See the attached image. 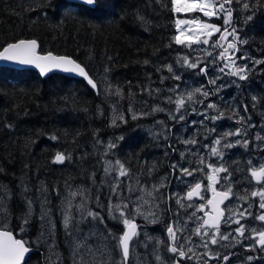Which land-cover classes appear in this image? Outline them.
<instances>
[{
  "label": "trees",
  "instance_id": "1",
  "mask_svg": "<svg viewBox=\"0 0 264 264\" xmlns=\"http://www.w3.org/2000/svg\"><path fill=\"white\" fill-rule=\"evenodd\" d=\"M244 4L250 7L245 9ZM237 7L244 9L246 18L253 17L246 20L245 25L240 18L237 24L248 38L249 49L256 51L264 61V0H245ZM89 8L67 0H0V51L20 40H35L40 45V53L68 57L80 64L99 88L95 92L83 80L57 74L42 78L31 70L0 68V204L5 207L0 230L10 231L34 250L25 264H58L49 259L45 241L38 234V220L32 221L29 215L31 206L26 197L37 204L35 197L43 194L44 202L59 223L61 195L68 185L79 187L92 197L97 195L101 203L98 211L108 233L111 230L118 237L125 231L121 223L113 222L108 214L105 167L110 141L122 150L120 163L134 171L145 172L147 177L142 175L148 180H159L162 175L178 171L170 169L171 160L155 158L157 148L147 130L152 126L151 118L128 117L125 125L120 120L114 125L102 94L103 85L110 83L123 93L124 100L130 96L129 100L143 106L140 99L153 100V90L168 75L167 69L176 56L189 54L186 46H179L174 40L176 14L172 0H98L96 11ZM241 85L242 91H250L257 100L252 109L242 105L246 109L244 118H256L258 123L264 124V117L259 114L264 111V63L259 70L256 68L252 79ZM233 112L239 119L237 112ZM153 117L169 124L165 115ZM253 131H257L256 128ZM53 136L57 138L51 139ZM236 145L239 149L227 150L218 162L220 166L218 163L214 166L227 169V172L216 173L221 183L214 184V189L225 192L227 186L240 187L241 192L248 194L254 191V178L246 163H257L264 156V145L255 144L251 139L247 147ZM116 147L110 150L115 153ZM175 147L169 152L175 154ZM57 153L65 155L62 163L55 162ZM176 163L173 161L174 165ZM178 163L184 166L186 159H179ZM163 179L166 180V176L160 184ZM248 217L249 220L242 219L241 224L264 226V222L255 218V213ZM234 218L239 219L237 214ZM70 234L72 228L67 232L58 228L56 241L62 253V264L74 261L66 243ZM115 241L111 240L112 244L115 245ZM248 242L250 238L245 236L239 245L229 244L218 254L229 255L227 264H241L245 259V264H264L261 250L241 251L240 247L253 245ZM113 252L114 263L121 264L122 254L116 246ZM222 258L209 262L222 263ZM132 263L130 257L129 264Z\"/></svg>",
  "mask_w": 264,
  "mask_h": 264
},
{
  "label": "rangeland",
  "instance_id": "2",
  "mask_svg": "<svg viewBox=\"0 0 264 264\" xmlns=\"http://www.w3.org/2000/svg\"><path fill=\"white\" fill-rule=\"evenodd\" d=\"M244 2L245 0H233L230 6L232 9L230 26L224 24L223 14H220V18L215 16L208 18L203 17L199 12L175 13L176 20L200 18L204 22L216 24L221 28V31H223L225 27H227L229 31L235 27L238 30L240 40L246 41V43H239V41L233 40L231 36L221 41L219 40L220 33H215L210 38L201 37V41L205 38L209 39L208 44H203L201 42L189 45L186 42L183 45H179L186 46L189 49V54L176 56L175 61L171 62L169 65L172 71L167 69L169 72L168 75L160 80L157 88L153 90L155 91V93L151 95L153 100H148L146 97L145 101L144 99H140L143 106L129 100L130 96H126V100H124V95L121 92L120 95L115 94L117 90L116 86L110 83L103 85L102 94L108 103L109 118L113 121L118 115H123L124 119H126L127 115H129L130 118H132L133 115L136 117L140 116L141 118L149 116L153 123L151 124L152 126H148L147 130L150 132L152 144L157 148L155 158H157V161H159V156L161 157V161L163 160L162 157H165L168 162L171 160L169 163L170 169L178 170L177 173L172 172V174L160 176L159 180H148L146 179L147 176L145 172L138 171V173L124 166L127 170V175L120 176L119 165L116 164V161L119 160L121 162L120 152H122V150L117 147L114 157H112L113 162H109L105 167L108 177L106 201L109 204L107 208L111 219L113 222H120L122 230H125V226L120 219L112 218L113 216L119 217V211L112 210L110 212V210L113 209L115 205L122 206L123 204H127L128 208L123 209L126 216L127 212H130L131 215L135 217V222L142 225V228L138 230V235L130 247L132 264H165L164 258L169 254H173L169 251L172 241L167 233V227L170 225L176 230L177 246H182L184 250H192L194 247L208 242L213 236L217 239L218 243L212 244V246L217 247L220 245L218 236L231 233L232 238L234 234H237L234 231L237 228V224L232 222L235 221L234 215H238L240 223L242 219L249 220L248 216L246 218H241L239 215V212L243 211L244 208H249V205H251L249 208L251 213H255L257 216L262 213V209L259 208L260 197L251 196L253 191L250 190L251 193L245 194L240 191V187L237 189H232L230 187L231 193L229 195L232 199L226 209L228 217L227 220H225V227L219 231V234L216 232H207L205 230V225L201 227V225H203L202 212H205V206L208 204L210 197L214 194L212 190L214 184L218 186L219 183H221L220 177L216 174L215 181H210L208 177L213 175V167L217 166V163L222 159V155L225 152L227 153L229 149L238 148L236 144L243 145V141H248V139H251L255 144L262 143V145H264V124H258L255 119L252 118H244L243 113L245 110L244 106L247 109H252L257 100H253V97H256L255 94L250 91H242L243 87L241 82L252 79L256 68L259 70L260 64H263L256 63L258 60L261 61L258 57V53L249 49L248 38L242 32V28L237 24L240 18L242 22H244L243 25L246 24V12L242 7H237ZM176 20L174 37L179 34L176 27ZM187 27L189 26L182 25L181 29ZM217 41H219L222 47L213 46ZM229 42L236 43L238 48V51L230 49L228 52V56L235 61L234 65L229 59L220 56V53L223 52ZM209 53H211V55H209ZM184 57H187L189 63H197L198 67H188L187 64L184 63ZM245 65H247V70L240 74L246 75L247 79L240 80L239 75L231 74L237 68H242ZM205 66L207 67V75L200 71V68ZM221 68L224 69L223 72L220 71ZM177 76L179 79L175 78ZM211 80H215V83H210ZM246 87L252 88V86L249 85ZM196 88H201L202 91L208 92V97L205 98L200 93H194ZM254 89H257V87H254ZM189 93H194L191 100L188 99ZM127 95L131 94L127 93ZM262 96H264V93H262ZM169 98H171V100ZM209 98L213 99L208 101ZM179 100H183L184 104L183 107H180L178 110L176 102ZM209 103H214L216 108H207ZM242 105L244 106L242 107ZM234 110L239 115V119L233 114ZM221 112L223 116L220 119H211V117L218 116ZM259 114L264 117V111L262 113L260 111ZM161 115L166 116L169 124L161 123L153 117L163 118L164 116L161 117ZM181 115H183L182 120L179 119ZM173 116H175L176 119H173ZM205 116L208 118L206 119ZM117 121H119V119H117L116 122ZM258 125L261 126L260 130L251 131L257 128ZM237 130H239L240 135L222 138L225 133H234ZM257 136L262 139H257ZM217 139L221 140L219 145L215 144ZM174 140H176L177 144L174 143ZM185 141H195V143H186ZM237 141H240V143H236ZM109 143H112V141ZM228 143L233 144V147H224V145ZM179 145L182 147L179 148ZM174 147L176 149V151H173L175 154L169 152L173 150ZM214 147L219 150V155H214L212 153L211 149ZM108 149L110 148L108 147ZM163 153H166L165 156H163ZM234 156H236V154H234ZM179 159H186V164L182 166L178 163ZM175 160L177 161L176 165L173 164ZM246 165L249 171L253 168L259 169L260 166L264 165V156L257 163L247 161ZM193 166L196 167L193 168ZM218 166H220V163H218ZM182 169H187L191 175L185 174ZM142 174L146 177L144 178ZM164 176H166L167 182L164 184L165 179H163L162 184H160V180ZM203 180L206 182V186L204 183H199L203 185L201 200H189L188 193L192 191L197 181L202 182ZM252 186L254 187V191L261 190V188L264 187V177H262L260 181L254 178ZM225 188L228 189L229 186ZM222 192L224 191H220V193ZM241 197H245V199H241ZM26 198L31 206L29 215L32 221L34 218L38 220V234L45 241L44 248H46V251L49 253V259H52V263L53 260H56L58 264H62V253L57 248L56 241L58 228L61 227L64 232H67L66 229L72 226L74 236L70 234L67 237L66 243L74 257V264H115L113 246L117 247V241L114 242L115 245L112 244L111 240L113 241V238L106 231V224L101 222L99 218L94 219L88 214L89 212H94L98 213L100 216L98 210L101 207V203L98 202L97 195L92 197L78 187L73 188L71 185L67 186L66 190L61 195L62 206L59 210V223L64 225L65 219L68 220L66 229L56 222L53 210L49 208L47 202H44L43 194L35 197V199H37V204L36 201L31 202V199L28 197ZM175 202H178V209H176ZM197 202L201 203L200 207L197 205ZM137 206L140 207L144 215H137L135 213V208ZM201 207L203 211L198 210ZM169 209H171L172 212ZM4 210L5 207L3 204H0V217L5 214ZM149 213L154 215H149ZM193 213H195V215H193ZM174 214L177 215L176 218L173 217ZM145 216H147V219H145ZM153 219H155V223L152 222ZM164 222L165 225L161 226ZM198 227H200V235H197L195 232V229ZM233 227L235 228L233 229ZM245 228L244 235L254 236V241L250 240L248 243H252V248L259 250V252L260 250L264 252V249L258 244L259 236L251 231L253 228L257 229V231H264V226L250 228L245 225ZM238 237L242 236L237 234L236 239ZM158 241H163V243H158ZM117 249L121 253V249L119 247H117ZM208 249L210 251L213 250L209 247ZM209 257L212 256H208V258ZM223 261L225 260L223 259ZM209 264L222 263L211 262Z\"/></svg>",
  "mask_w": 264,
  "mask_h": 264
},
{
  "label": "snow or ice",
  "instance_id": "3",
  "mask_svg": "<svg viewBox=\"0 0 264 264\" xmlns=\"http://www.w3.org/2000/svg\"><path fill=\"white\" fill-rule=\"evenodd\" d=\"M83 4L91 6L88 10L89 11H96L98 0H82ZM233 3V0H172V5L174 8L175 13H194L199 12L202 14L203 17H217L220 18V14H223L224 17V24L225 25H231V18H232V9L231 4ZM104 7H107L106 5ZM243 7L245 9H248L250 6L249 4H244ZM252 16L249 15L246 20L250 21L252 20ZM182 25H187L189 27L181 29ZM176 27L178 30V35L174 37L175 43L178 45H183L186 42L190 45L192 43H203L208 44L209 39L205 38L201 41V37H212L215 33H220L219 40H226L228 36H231L233 40L239 41V43H246V41L240 40L238 30L233 27L231 31L228 30L227 27L221 31V28L217 26L216 24L204 22L200 18H193V19H177L176 20ZM213 46H221L219 44V41L216 42ZM37 48V42L35 40H20L17 43H11L8 44L6 47L3 48V51H0V60L5 61H16L20 64H28V65H35L36 68L40 70L41 75L47 73L52 68H62L64 71H75L78 72L79 75L85 77L88 79V83L93 87L97 88V84L93 82L91 78L88 77V73L85 71L83 67H81L79 64H77L75 61L69 59L68 57H57L53 56L51 53L45 56L37 55L36 52ZM237 50V44L234 42H229L227 44V47L224 48L223 52L220 53V56L222 58H227L231 61V63L234 65L235 61L232 60L230 56H228L229 50ZM211 55V53H209ZM184 63L187 64L190 68H197V63H189L187 57L183 58ZM257 64L264 63V61H256ZM169 71H172L171 66L168 68ZM223 68L220 69L221 72H223ZM247 70V65H245L242 68H237L234 72H232V75H239L240 80L247 79L246 75H241L240 73H243ZM200 71L207 75V67L200 68ZM176 79H179V77H175ZM210 83H215V80H211ZM194 93H200L205 98L208 97L209 93L202 91L201 88H196L194 90ZM194 93L188 94V99L191 100ZM117 95H120V90L117 89L116 93ZM171 100V98H169ZM255 99V97H253ZM178 105V110L180 107H183L184 101L179 100L176 102ZM207 108L215 109L216 105L214 103H209L207 105ZM246 110V109H245ZM223 116V113H219L218 116L211 117L212 120L220 119ZM133 119H136L137 117L133 115ZM173 119H176L175 116L172 117ZM207 119L208 117L205 116ZM119 119L120 121L127 123V121L124 119L123 115H118L115 117L112 121V123L115 125L116 120ZM179 119H183V115L179 117ZM243 119V118H241ZM214 131V129H213ZM232 135H240L239 130L236 132H229L225 133L224 137L226 138L228 136ZM57 137L53 136L51 139H56ZM122 140L123 137H120ZM257 139H262L261 137L257 136ZM186 143H195V141H185ZM221 143L220 139H217L215 141V144L219 145ZM236 143H240V141H237ZM248 141H243V146L247 147ZM109 148H114L116 145L114 143H109ZM224 147H233V144L228 143L225 144ZM212 153L214 155H219L220 152L217 148L211 149ZM70 158V157H68ZM66 159L65 155L63 153H57L55 157V162H63ZM251 163V162H250ZM116 164L119 165V175L125 176L127 175V170L125 169L124 165L120 163L119 160L116 161ZM211 166V165H210ZM107 171V169L105 170ZM182 171L187 174L191 175V173L187 169H182ZM251 176L255 178L257 181H260L262 177H264V165L260 166L259 169L253 168L250 170ZM219 172H227V169L224 167H213V175H210L208 179L210 181L216 180V173ZM211 187V185H210ZM201 188V184L197 183L195 187L188 193V198L190 199L194 193H198L199 189ZM214 198L211 200H208V204L212 206V212L215 213L207 214L209 215V219H206L203 221V227L204 225H207L209 227L215 228L216 233L219 234V222L220 218L223 216V211L220 209L219 205L223 202L224 199H227L229 194L231 193V188L229 187L227 191L222 193H217L216 190L213 188ZM251 196H259L260 197V203L259 208L264 210V187L261 188L259 191H253L251 193ZM215 197H219V199H216ZM139 199V198H138ZM241 199H245V197H241ZM251 205H249V208ZM128 205L123 204L121 205H115L113 209L110 210H116L119 211V217L113 216V219H120V221L125 226V231L120 236H115L111 233V230H109V235L117 240V247L121 249L122 254V262L121 264H127L128 257H129V248H130V241L133 239V237L138 235V225L135 223V217L131 214H128L126 216V213L123 209H127ZM249 208H245L243 211L239 212V215L241 218H246L247 216H252L251 211H249ZM199 211H203V208L201 207L198 209ZM232 211V210H230ZM135 213L137 215H144L143 212H141L140 207L137 206L135 208ZM90 216H92L94 219L99 218L101 222H103V217H100L98 213L89 212ZM149 215H154L152 213H149ZM195 215V213H193ZM259 221L264 222V212H262L259 216L255 217ZM145 219H147V216H145ZM230 219V218H229ZM155 223V219L152 221ZM233 223H236L238 227L234 230L239 236H244L245 233V225L240 223V220L237 219L235 221H232ZM24 223H27V220L24 221ZM64 226L67 228L68 226V220L65 219ZM23 231V229H21ZM253 233L259 236L258 244L261 246L262 249H264V231H257V229L253 228L251 229ZM195 232L197 235H200V227L195 229ZM167 233L172 241V244L169 247V251L172 252L174 255H178L180 258H188L191 259V257H188L187 253L183 250L182 246H177V236H176V230L173 226L167 227ZM231 236V233L228 235H221L220 239L222 240H228ZM216 244L218 243L217 239L213 236L210 238L208 242H205L203 244V247L207 248L208 243ZM158 243H163V241H158ZM250 250H255V248H251ZM29 252V248L25 246V242L20 239H15L10 231H0V264H23L25 259V254ZM159 258V257H158ZM223 259L227 261L229 259L228 256H224ZM249 260L252 259L251 256L248 257ZM176 264H180V261L177 260Z\"/></svg>",
  "mask_w": 264,
  "mask_h": 264
},
{
  "label": "clouds",
  "instance_id": "4",
  "mask_svg": "<svg viewBox=\"0 0 264 264\" xmlns=\"http://www.w3.org/2000/svg\"><path fill=\"white\" fill-rule=\"evenodd\" d=\"M244 52V51H243ZM244 82H246V81H242L241 83H244ZM128 117H130L129 115H127L126 116V118H128ZM260 124V123H259ZM258 127H260L261 128V126H259L258 125ZM257 131L258 130H260V129H256ZM112 143H114L115 144V142L114 141H112ZM117 143H119V140H118V142ZM174 143H176V140H174ZM177 144V143H176ZM111 149V148H110ZM108 150V152H107V154H106V157H108V159H107V161H108V163L109 162H113V160H112V157H113V153L114 152H112L111 150ZM264 149V148H263ZM107 173V172H106ZM167 181L165 180L164 181V184L166 183ZM197 183H201V182H199V181H197L196 182V184ZM195 186V185H194ZM193 186V187H194ZM192 188V187H191ZM201 190H202V188H201ZM217 193H220V191H216ZM213 196H214V194L210 197V200L213 198ZM196 199V198H195ZM231 196L229 195L228 196V201H227V203H226V205L223 207V210H224V214H225V219H224V221H223V224L222 225H224V223H225V220L227 219V217H228V213H227V207H228V205H229V203L231 202ZM190 200V199H189ZM200 200V199H199ZM198 200V201H199ZM176 201V200H175ZM192 201V200H191ZM191 203H196V202H191ZM175 206H176V209H178V202H175ZM208 208H209V213L208 214H210L211 213V207L209 206V204H208ZM109 216H110V214H109ZM207 217L209 216V215H206ZM173 217L174 218H176L177 217V215L176 214H174L173 215ZM207 217L205 218V217H203V219H207ZM110 218H111V216H110ZM138 223V222H137ZM139 225V224H138ZM222 225H220V226H222ZM62 226L64 227V229H66L65 228V226L62 224ZM219 226V227H220ZM72 228V235L74 236V232H73V227L71 226V227H68L66 230L68 231V230H70ZM205 230L207 231V232H209V233H213V232H216V229H210V228H208L207 227V225H205ZM236 236H237V234H234L233 236H232V238H231V236L229 237V239L228 240H223V241H220V245H218L217 247H213L212 246V244L211 243H208V247L209 248H211V249H213L212 251H210L209 249H208V247L207 248H205V247H203V244H201V245H198V246H196V247H194L192 250H188V249H183L186 253H187V255L189 256L190 254H192V257H191V262L193 263V264H209V263H211V262H209V261H214L215 259H218L219 257H224V256H228L227 254H225L224 256H222L221 254H218V252L220 251V249L221 248H227L228 246H229V244H232V245H235V244H240L241 242H243L244 241V237L246 236H242V237H238L237 239H236ZM232 239V240H231ZM186 243V242H185ZM250 244H252V243H250ZM252 246L253 245H251L250 247H240V249H241V251H251V252H258V250L257 249H255L254 251L253 250H250L251 248H252ZM206 252V255L205 256H203V254ZM208 256H212V257H209L208 258ZM165 264H176V261L177 260H179L180 261V264H190L189 262L190 261H188L187 260V258H180L178 255H174V254H172V255H167L165 258ZM221 261H222V264H227L226 262L227 261H223V258L221 259ZM203 262H206V263H203ZM214 263V262H213ZM72 264H74V262L72 263Z\"/></svg>",
  "mask_w": 264,
  "mask_h": 264
},
{
  "label": "water",
  "instance_id": "5",
  "mask_svg": "<svg viewBox=\"0 0 264 264\" xmlns=\"http://www.w3.org/2000/svg\"><path fill=\"white\" fill-rule=\"evenodd\" d=\"M69 3H72V4H79V5H84V6H86V7H91V6H88V5H85V4H83V2H82V0H67ZM27 41V40H26ZM37 42V41H36ZM1 51H3V50H1ZM36 52H37V55H40V56H45V55H48V54H42V53H40V45H39V43L37 42V48H36ZM52 54V53H51ZM53 56H57V55H55V54H52ZM57 57H60V56H57ZM69 59H71V58H69ZM71 60H73V59H71ZM74 61V60H73ZM77 63V62H76ZM78 64V63H77ZM80 65V64H79ZM81 66V65H80ZM82 67V66H81ZM0 68H8V69H13V70H18V71H27V70H31V71H33V72H36L39 76H41L42 78H47V77H49V76H52V75H61V76H65V77H67V78H71V79H78V80H83L85 83H87V85L93 90V91H95V92H98V90H99V88H98V83L90 76V74L86 71V69H85V71L88 73V77L89 78H91L92 80H93V82L94 83H96L97 84V88H93L89 83H88V79H86L85 77H83V76H81V75H79V73L78 72H75V71H64L62 68H52L50 71H48L47 73H45V74H43V75H41V73H40V70L38 69V68H36L35 67V65H28V64H20V63H18V62H16V61H5V60H0ZM57 163H61V162H57ZM197 199V200H199V199H201V188L199 189V191H198V193H194L193 195H192V197L190 198V200H193V199ZM213 198H214V196H213ZM212 198V199H213ZM216 199H219V197H215ZM227 201H228V198L227 199H224L223 200V202L222 203H220V205H219V207H220V209L223 211V216L220 218V222H219V226L220 225H222L223 224V221H224V216H225V214H224V210H223V207L226 205V203H227ZM210 207H211V213L210 214H212V215H214L215 213H213L212 212V206L211 205H209ZM207 219H209V216L207 217ZM137 225H138V223L137 222H135ZM208 228H210V229H215V228H212V227H209V226H207ZM126 230V229H125ZM139 230V225H138V229H137V231ZM0 231H4V230H0ZM13 235V234H12ZM13 237L15 238V239H17L14 235H13ZM136 238V236L135 237H133V239L130 241V247H131V244H132V242H133V240ZM26 246V245H25ZM27 247V246H26ZM34 252V250L33 249H30L29 248V252L28 253H26L25 254V259H24V262H23V264H25L27 261H28V259H29V257L31 256V254ZM129 256H130V248H129ZM128 260H129V257H128ZM128 262V261H127ZM234 264V263H233ZM236 264H238V263H236Z\"/></svg>",
  "mask_w": 264,
  "mask_h": 264
},
{
  "label": "flooded vegetation",
  "instance_id": "6",
  "mask_svg": "<svg viewBox=\"0 0 264 264\" xmlns=\"http://www.w3.org/2000/svg\"><path fill=\"white\" fill-rule=\"evenodd\" d=\"M245 111V110H244ZM244 111H243V113H244ZM140 116H138L137 118H139ZM252 118V117H251ZM248 119H250V117L248 118ZM252 119H255V121H256V123H258V121L256 120V118H252ZM126 121H127V118L125 119ZM122 122V121H121ZM161 123H164V122H161ZM122 124L123 125H125V123L124 122H122ZM259 124V123H258ZM264 126V125H263ZM256 129H260V127H257ZM251 131H253V129L251 130ZM250 131V132H251ZM118 146H119V144H118ZM201 183H204V185L206 186V182L203 180ZM201 188L203 189V185H201ZM207 188V187H206ZM207 190H208V188H207ZM208 198H209V196H208ZM201 200V199H200ZM199 200V201H200ZM197 205L200 207L201 206V203L200 202H197ZM170 211H171V209H169ZM169 212V211H168ZM172 212V211H171ZM209 213V208H208V204L205 206V212H202V216L203 217H207L206 215ZM227 220V219H226ZM230 221V220H229ZM139 224V223H138ZM225 224V223H224ZM165 225V222L164 223H162V225L161 226H164ZM225 226L224 225H222V226H220L219 227V231L221 230V229H223ZM248 227H250V228H252V227H255L254 225H252L251 223L248 225ZM142 228V225H140L139 224V229H141ZM163 228V227H162ZM245 236V235H244ZM249 238H250V240H253L254 239V236H253V239L249 236V235H247ZM254 253V252H253ZM206 255V252L203 254V256H205ZM188 257H192V254H190ZM187 260L188 261H191V259H188L187 258Z\"/></svg>",
  "mask_w": 264,
  "mask_h": 264
},
{
  "label": "bare ground",
  "instance_id": "7",
  "mask_svg": "<svg viewBox=\"0 0 264 264\" xmlns=\"http://www.w3.org/2000/svg\"><path fill=\"white\" fill-rule=\"evenodd\" d=\"M78 188H79V187H78ZM79 189H81V188H79ZM82 191H84V190H82ZM84 192H85V191H84ZM130 257H131V256H129V260H128L127 264L130 262ZM245 262H246V259L242 261V264H245Z\"/></svg>",
  "mask_w": 264,
  "mask_h": 264
}]
</instances>
